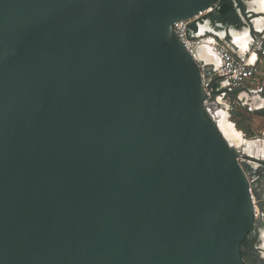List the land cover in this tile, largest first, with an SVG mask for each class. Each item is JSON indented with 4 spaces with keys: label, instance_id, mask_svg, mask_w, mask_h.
Masks as SVG:
<instances>
[{
    "label": "water",
    "instance_id": "obj_1",
    "mask_svg": "<svg viewBox=\"0 0 264 264\" xmlns=\"http://www.w3.org/2000/svg\"><path fill=\"white\" fill-rule=\"evenodd\" d=\"M240 18L218 0H0V264H249L264 157L228 141L213 64L173 27L240 55Z\"/></svg>",
    "mask_w": 264,
    "mask_h": 264
},
{
    "label": "built area",
    "instance_id": "obj_2",
    "mask_svg": "<svg viewBox=\"0 0 264 264\" xmlns=\"http://www.w3.org/2000/svg\"><path fill=\"white\" fill-rule=\"evenodd\" d=\"M190 23L191 20H179L173 25L176 34L189 52L196 56L197 47L203 46L207 42H212L213 51L219 59L218 66L213 64L212 72L202 73L203 83L206 88L210 86L211 90L218 92L220 90L219 85L222 82H226L231 86L229 92H232V90L244 88L248 83L264 85V75L260 67L242 59L240 55L235 54L231 49L221 44L214 35L210 34L190 39ZM197 62L200 66L202 65L200 61L197 60ZM216 85L217 88H215ZM224 93L226 92L223 91L222 94ZM250 191L252 193V189ZM254 204L256 208L255 216L258 217L259 210L255 198Z\"/></svg>",
    "mask_w": 264,
    "mask_h": 264
},
{
    "label": "crops",
    "instance_id": "obj_3",
    "mask_svg": "<svg viewBox=\"0 0 264 264\" xmlns=\"http://www.w3.org/2000/svg\"><path fill=\"white\" fill-rule=\"evenodd\" d=\"M260 3V4H259ZM255 6V10L258 13L256 17L254 18V24L256 28V32L251 35V33L244 32L241 34H238L237 39V47L240 49V56L242 59L248 61L251 64H257L260 67V64L264 62V1H254L253 2ZM258 8V10H257ZM261 30V31H260ZM262 35V36H259ZM218 40V39H217ZM259 40L260 47L257 48L255 46V42ZM219 41V40H218ZM220 42V41H219ZM204 48V47H203ZM205 54H206V60L208 62H211L212 64L218 66L219 65V59L212 51L211 46L208 44L205 46ZM209 55V56H208ZM213 66V65H212ZM261 69V68H260ZM262 70V69H261ZM263 75L264 71L262 70ZM219 91L218 92H226L231 94H236L241 100H245V104L249 106L250 110L252 112H257L259 115L264 117L262 114L264 112V85H257V84H246V86L242 89L238 90H232V92H229L231 89V86L226 83L222 82V84L219 85ZM224 93V94H226ZM223 94V95H224ZM224 113H226L224 111ZM231 124V123H230ZM233 129L240 135V142L245 143L247 142L243 136V133L240 132L234 124ZM242 131V130H241ZM241 133V134H240ZM262 145V151L261 156L264 157V142H255Z\"/></svg>",
    "mask_w": 264,
    "mask_h": 264
},
{
    "label": "rangeland",
    "instance_id": "obj_4",
    "mask_svg": "<svg viewBox=\"0 0 264 264\" xmlns=\"http://www.w3.org/2000/svg\"><path fill=\"white\" fill-rule=\"evenodd\" d=\"M259 44V40L255 42L257 48L260 47ZM260 68L264 71V62L260 64ZM211 101L215 103L216 110L226 112V120L231 124H236L235 127L243 133L248 143L264 142V117L257 112H252L245 104V100H241L236 94L226 93L223 95L222 92H219ZM216 120H218V116Z\"/></svg>",
    "mask_w": 264,
    "mask_h": 264
},
{
    "label": "flooded vegetation",
    "instance_id": "obj_5",
    "mask_svg": "<svg viewBox=\"0 0 264 264\" xmlns=\"http://www.w3.org/2000/svg\"><path fill=\"white\" fill-rule=\"evenodd\" d=\"M219 1H229V11L234 9L239 12L240 19H242L241 23L237 25L236 30L237 33H242L246 29H249L251 26V20H254L256 15L258 14L255 10V6L252 1H259V0H219ZM242 12L247 14L246 17L243 16ZM245 19V20H244ZM235 31V30H234ZM213 35V34H212ZM225 41H230L231 35L227 33L224 37ZM220 43L227 45L224 43L223 40L217 38ZM229 48V47H228ZM218 112V111H217ZM242 249L245 257L246 262L249 264H264V217L261 220V224L257 229H255L250 236L243 242Z\"/></svg>",
    "mask_w": 264,
    "mask_h": 264
},
{
    "label": "bare ground",
    "instance_id": "obj_6",
    "mask_svg": "<svg viewBox=\"0 0 264 264\" xmlns=\"http://www.w3.org/2000/svg\"><path fill=\"white\" fill-rule=\"evenodd\" d=\"M259 1L261 2V1H264V0H259ZM244 32H248L249 33V30H245ZM244 32H242V33H244ZM238 34H241V33H237V32L234 33V35H235L234 36L235 43H237V39L236 38L238 37ZM208 44L212 48V42H207L206 44H204L201 47L200 58L202 60H206L205 46L208 45ZM212 51H213V48H212ZM217 116H218L217 122H218V124L220 126V129L222 130V132L224 133V135L226 136V138L228 139V141L232 145H234L236 147H245L246 151L249 152L250 154L254 155L255 157L263 158V156H261L262 145H260L259 143L255 144V142L254 143H248V142L242 143V142H240L241 141L240 140L241 139L240 135L238 133H236L237 130L235 131L233 129L232 125L226 120L227 117H226L225 113L222 110H218V112L216 114V117Z\"/></svg>",
    "mask_w": 264,
    "mask_h": 264
},
{
    "label": "trees",
    "instance_id": "obj_7",
    "mask_svg": "<svg viewBox=\"0 0 264 264\" xmlns=\"http://www.w3.org/2000/svg\"><path fill=\"white\" fill-rule=\"evenodd\" d=\"M218 5L221 6V12L223 14L227 13L230 9L229 7V1H219L218 0ZM215 88H217V85L215 86ZM219 94V92H216V95ZM264 116V112L262 114Z\"/></svg>",
    "mask_w": 264,
    "mask_h": 264
}]
</instances>
